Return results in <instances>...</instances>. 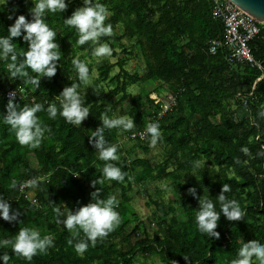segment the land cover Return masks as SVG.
<instances>
[{
  "label": "trees",
  "instance_id": "trees-1",
  "mask_svg": "<svg viewBox=\"0 0 264 264\" xmlns=\"http://www.w3.org/2000/svg\"><path fill=\"white\" fill-rule=\"evenodd\" d=\"M100 2L110 12L106 23H111L113 30L117 26L123 29L119 35L102 37V42H108L113 51L118 46L124 54L140 58L144 64L142 74L128 72L122 59L115 65L102 64L93 85L83 92L84 82L79 81L72 61L78 53L91 58L94 45L91 41L79 45L76 29L64 23L73 11L83 6L81 0H66L68 7L62 13H46L45 22L57 32L55 40L61 58L52 77L40 76L38 88L29 84L27 77L12 78L6 62L0 61V194L10 199L13 209L20 212L18 222L0 218V254H9L8 264H135L136 259L154 256L160 264H231L242 241L264 243V26H260V34L249 43L253 59L260 64L258 69L248 64H229L223 50L214 56L204 53L208 43L223 32L222 24L211 16L208 0ZM32 6V0L0 2V36L8 34L16 16L23 14L31 19ZM23 35L22 31L20 37L11 41L20 53L28 48ZM22 60L18 56L17 63ZM115 67L119 72L110 77ZM26 70L30 76L37 75L30 68ZM73 82L80 84L78 90L90 109L89 116L79 126L59 114L51 119L46 111L50 103L60 107L57 96ZM152 83L167 86L168 93L177 97L176 108L161 119H157L159 106H154L149 98L154 93L145 92L137 100H131L127 93L131 86ZM109 86L111 89L105 93ZM18 87L30 91L34 102L44 104L45 111L37 115L50 131L36 147L21 145L3 121L9 101L5 93ZM116 96L120 99L112 103ZM127 101L131 104L128 115L132 116L135 128L106 129V139L120 145L121 132L128 135L126 140L132 141L128 139L130 134L144 131L148 123L158 121L162 136L171 147L169 154L184 159L177 162L176 172L172 173L167 172L166 160L155 178L171 179L174 191L184 193L175 201L184 219L177 217L173 204L150 198L154 221L161 227L153 235L148 231L150 223L142 222L131 206L128 193L132 184H144L151 175L149 170L131 174L132 166L139 164L129 161L131 150L123 151L119 146V159L113 161L126 173L122 182L106 179L102 185L92 183L102 177L105 161L98 158L99 149L90 142L95 140L91 133L101 126L105 112L112 116ZM15 102L20 106L30 105L26 101ZM134 141L144 152L148 150L142 143L147 144L150 137ZM31 158L36 161L35 169L29 165ZM202 160L210 168L194 169L195 162ZM194 172L201 179L194 178ZM182 173L188 176L187 181H183ZM33 177L39 178L37 187H21ZM223 184L231 186L228 197L238 200L246 214L238 221H230L222 214L216 229L219 238H208L196 223L198 197L209 196L219 211L218 196ZM190 187L196 188L195 197L188 192ZM97 189H101L99 199L111 194L118 197L121 223L108 236L98 238L94 246L89 243L87 251L79 254L74 243L83 232L74 237L62 224L64 217L58 221L54 208L75 212L93 202L92 193ZM26 192L33 194L34 201L28 200ZM24 226L40 231L41 235H52L54 243L47 252L37 253L28 260L5 243ZM69 239H73L72 245L68 244ZM0 264L4 262L0 260ZM253 264L259 262L254 258Z\"/></svg>",
  "mask_w": 264,
  "mask_h": 264
},
{
  "label": "clouds",
  "instance_id": "clouds-1",
  "mask_svg": "<svg viewBox=\"0 0 264 264\" xmlns=\"http://www.w3.org/2000/svg\"><path fill=\"white\" fill-rule=\"evenodd\" d=\"M5 3L6 0H0ZM33 6L30 9L31 19L21 14L15 17L14 22L8 28L6 36H0V61L6 62L9 75L12 78L27 77V82L38 88L40 86V76L46 75L52 77L57 71V62L61 58V51L55 40L57 32L45 22L46 13L64 12L68 3L66 0H32ZM110 16L109 9L100 0H83V6L78 7L72 14L64 20L68 26L74 27L77 31L79 45H84L91 41L94 45L92 55L98 60L113 55V48L108 42H102L101 38L111 36L113 27L111 23H106ZM9 19H12L10 16ZM24 33L23 40L28 42L26 51L20 53L17 45L12 43L14 37H20ZM9 54L11 56L9 57ZM18 56L23 60L17 63ZM79 81L87 83L89 80V65L78 57L72 61ZM30 68L37 75L30 76L27 72ZM79 83H71L70 86L63 88L57 96L60 107L56 103H50L46 109L49 118L55 119L57 115L63 116L66 121L79 126L89 114L90 109L85 105V98L78 90ZM6 105V114L3 115V121L14 131L16 139L21 145L39 146L45 137V133L50 131L48 125L43 124L37 113L45 111L44 104L34 102L32 104H20L15 102V94ZM110 111V110H109ZM101 126L95 132L91 133L95 140L90 142L99 149L98 158L105 161L102 168L103 175L97 181L92 183L104 184L105 180L123 181L126 173L119 166L113 163L119 159V145L110 143L105 137L106 129H121L124 131L132 130L135 124L131 115L110 116L108 112L102 115ZM142 136L150 137L151 146H156L162 139L160 124L158 121L150 122ZM248 151L247 148L244 149ZM204 167V161H196L194 169ZM39 178L33 177L21 185L37 187ZM16 185H13L15 187ZM97 189L92 193L93 202L79 207L75 212L60 207H55L54 211L59 222L60 217H64L62 224L70 231L73 236H80L74 243L73 239L68 240V244L74 243L75 250L79 254L87 251L89 243L93 246L98 238L108 236L121 223L120 213L117 211L119 199L115 194L108 195L105 199H99ZM231 191L229 184H223L221 194L218 196L220 210L217 211L216 202L209 196L199 198L200 207L196 212V223L201 233L206 234L208 238H219V232L216 231L218 221L223 214L230 221H238L244 218L246 210L240 202L234 198H229L227 193ZM188 192L196 196V188L190 187ZM20 212L13 209L10 199H6L0 194V218L8 222H18ZM11 244L15 253L31 260L37 253H45L54 243L52 235H41V232L24 226L19 229L13 239L5 241ZM259 264H264V243L258 240H252L248 243L241 242V247L236 258L232 259L231 264H253V260ZM0 260L8 264L10 256L8 253L0 254Z\"/></svg>",
  "mask_w": 264,
  "mask_h": 264
},
{
  "label": "rangeland",
  "instance_id": "rangeland-1",
  "mask_svg": "<svg viewBox=\"0 0 264 264\" xmlns=\"http://www.w3.org/2000/svg\"><path fill=\"white\" fill-rule=\"evenodd\" d=\"M83 2V0H81ZM123 32V29L121 26H117L115 30H113L112 35H119ZM124 46L127 48L129 47V44L126 41L121 42ZM116 44V43H114ZM113 54H116L117 57L115 58L113 55L111 57H104L100 58L99 60L92 56L91 58L86 57L85 53H78L76 55V58L78 57L79 59L85 61L88 63L89 68L91 70V77L89 78L88 82H84V88L83 92L87 90L90 86L93 85L94 81L98 77V67L102 64H111L115 65L116 62L119 59L125 60V66L124 69H126L130 73H138L142 74L144 70V64L141 61L140 58L137 57H132L130 55H126L122 52L120 47H116L113 51ZM135 54V52H134ZM137 54V52H136ZM119 72V69L115 67L111 74L110 77H114L117 73ZM111 87H106L105 88V93H107ZM168 88L165 85L159 84V83H152V84H139L135 86H131L128 88L127 93L130 96L131 100H137L139 98L144 97L145 92H150L154 93L151 96H157L160 100H165L166 95L168 94ZM120 99L119 96H116L113 99L112 103H116ZM131 108V104L129 101L121 104L116 112L112 113V116L115 115H128L129 114V109ZM120 147L122 148L123 151L125 150H131L130 155H129V161L130 162H139L138 165H133L131 174L134 173H141L142 171L144 172H149L151 175L147 176V180L142 184L143 182L136 184L133 183L131 186V189L129 191V196L131 198V206L135 213L137 214L138 218L142 221L147 223V225L150 223L151 226H148L149 233L153 235L157 230H160L158 227V223L155 222L154 218V207L150 204V198L156 201H163L166 204H173V206L176 207V215L180 219H184L183 213L178 205L175 204V201L184 193H176L174 191V183L171 179L159 181L155 180L158 176V170L161 168L163 163L168 160V165H167V172L172 173L176 172L177 169V162L178 161H183V158H180L179 156L172 157L169 152L171 151L170 145H168L165 142V136H162V139L157 142L156 146H151L150 141L145 144L142 143L143 145H147L148 150L146 152L143 151L142 147H140L135 141H128L126 140L127 136L122 135L120 132ZM204 161V167L199 168L202 171H205L207 167V164H205ZM29 165L31 166L32 169L36 168V161L31 158L29 160ZM194 178L196 179H201L199 176V173L194 172L193 173ZM182 179L183 181L188 180V176L184 173H182ZM26 197L28 198L29 201H34V196L31 192H26L25 193ZM153 221V223H152ZM135 264H160V261L158 257H150L147 260L145 259H136Z\"/></svg>",
  "mask_w": 264,
  "mask_h": 264
},
{
  "label": "built area",
  "instance_id": "built-area-1",
  "mask_svg": "<svg viewBox=\"0 0 264 264\" xmlns=\"http://www.w3.org/2000/svg\"><path fill=\"white\" fill-rule=\"evenodd\" d=\"M208 1L211 6V16L222 24L223 32L221 37L208 43L204 53L214 56L219 50H223L226 52L225 60L229 64H248L260 69V64L251 55L249 43L260 34L261 25L227 0ZM13 93L15 100L26 101L30 104L35 101L30 91L24 87L8 90L5 93L6 99L12 98L11 94ZM149 98L153 101L154 106L160 108L157 119L172 112L177 106V97L170 93L166 95L164 101L157 96L150 95ZM144 131L132 133L128 139L144 141L147 138L142 136Z\"/></svg>",
  "mask_w": 264,
  "mask_h": 264
},
{
  "label": "water",
  "instance_id": "water-1",
  "mask_svg": "<svg viewBox=\"0 0 264 264\" xmlns=\"http://www.w3.org/2000/svg\"><path fill=\"white\" fill-rule=\"evenodd\" d=\"M251 17L258 24L264 26V0H227Z\"/></svg>",
  "mask_w": 264,
  "mask_h": 264
}]
</instances>
